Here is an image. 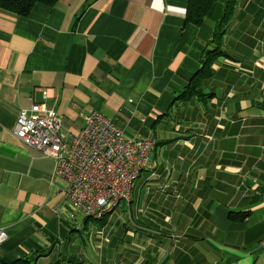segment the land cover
<instances>
[{"label": "crops", "instance_id": "0c3cea01", "mask_svg": "<svg viewBox=\"0 0 264 264\" xmlns=\"http://www.w3.org/2000/svg\"><path fill=\"white\" fill-rule=\"evenodd\" d=\"M225 2L201 27L187 0L0 10V264H264V0L237 1L204 96L182 99ZM34 104L60 115L64 139L96 111L128 140H155L104 224L74 211L56 162L14 136Z\"/></svg>", "mask_w": 264, "mask_h": 264}, {"label": "built area", "instance_id": "2783aa9c", "mask_svg": "<svg viewBox=\"0 0 264 264\" xmlns=\"http://www.w3.org/2000/svg\"><path fill=\"white\" fill-rule=\"evenodd\" d=\"M44 97L48 98L47 92ZM62 123L55 110L34 104L20 112L13 134L26 147L56 162V175L67 182L66 198L74 211L102 220L122 202L131 201L140 174L151 168L156 142L126 139L120 128L96 111L72 138L62 137ZM7 239L0 229V247Z\"/></svg>", "mask_w": 264, "mask_h": 264}, {"label": "trees", "instance_id": "16d2710c", "mask_svg": "<svg viewBox=\"0 0 264 264\" xmlns=\"http://www.w3.org/2000/svg\"><path fill=\"white\" fill-rule=\"evenodd\" d=\"M59 0H0V10L28 17L37 5L55 7ZM218 0H187L186 23L201 27L202 23ZM238 0H226L224 11L217 23L216 30L212 36V49L206 51L201 58V69L194 75L182 96L183 100H191L194 97H203V86L206 80L213 76L212 66L219 58L224 56L222 51L223 40L226 29L234 18ZM235 219L234 217H231ZM90 220L89 218H87ZM107 217L102 220H94L104 224ZM92 220V219H91Z\"/></svg>", "mask_w": 264, "mask_h": 264}]
</instances>
